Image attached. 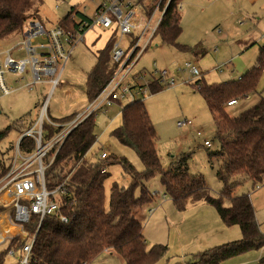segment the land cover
I'll return each mask as SVG.
<instances>
[{"label":"trees","instance_id":"16d2710c","mask_svg":"<svg viewBox=\"0 0 264 264\" xmlns=\"http://www.w3.org/2000/svg\"><path fill=\"white\" fill-rule=\"evenodd\" d=\"M33 2L41 3L42 0H0V41L21 31L24 22L30 16H36V13L30 12ZM180 2L172 0L168 5L156 36L179 51L192 50L195 53L196 46L178 42L182 33L178 8ZM75 15H78V19L85 16L76 7H71L58 24L67 32L75 33L80 23ZM204 53L202 50L200 55ZM96 58L85 81L88 101L104 87L116 68L108 43L96 52ZM263 70L264 45L259 47L254 64L237 79L207 83L200 77L193 82L211 113L215 125L214 135L219 142L218 151L207 152L209 158L218 155L222 160L215 172L223 184L217 196L209 193L202 174L188 173L190 151L180 153L168 168L162 167L156 149V130L142 99L126 102L120 110V123L110 131V136L137 154L143 165L142 170H137L124 156L109 154L100 158L96 150L88 154L95 142V118L90 115L83 120L67 135L46 171L49 186L65 178L68 180L73 200L62 207L67 221H61L57 215L43 218L34 238L28 264H89L109 249L118 254L124 264H153L165 254L167 246L154 244L147 248L142 224L134 217V213L149 206L157 195V192L153 193L146 186L155 176H158L163 187V195L170 198L178 211L185 210L189 202L205 201L216 209L226 226L238 225L240 229L239 239L208 247L195 254L186 264H222L234 256L264 249V232L256 218L249 193L233 194L246 181H250L253 187L264 184V96L235 115L228 112L227 105L230 100L238 101L257 93ZM149 87L150 92L155 93L165 86L155 80ZM74 115L61 120H68ZM12 126L19 132L24 128L21 119H16ZM10 129L11 125L0 130V140ZM45 129L53 131L47 126ZM22 145L23 148H31L33 142L25 138V141H21ZM7 153V150L0 152V178L7 171ZM113 164L120 165L130 181L126 186L112 182L107 197L104 182L109 175L108 167ZM224 201L228 205H224ZM38 222V217L32 215L26 227L34 230ZM11 243L0 252V260L7 255ZM256 264H264V252Z\"/></svg>","mask_w":264,"mask_h":264},{"label":"rangeland","instance_id":"374dc122","mask_svg":"<svg viewBox=\"0 0 264 264\" xmlns=\"http://www.w3.org/2000/svg\"><path fill=\"white\" fill-rule=\"evenodd\" d=\"M221 1L223 0L215 2L181 0L180 2L182 33L178 42L189 46L193 41L197 43V39L202 38L198 43L205 51L203 55L195 57L189 51H179L157 37L146 50L141 52L127 75V80H131L132 75L145 72L144 80H147L156 75L157 69L169 67L174 70L168 77V79L174 77L173 85L165 86L155 93L148 90L144 95L140 94L137 97L143 100L155 127L156 149L162 167L168 168L180 153L190 151L191 156L187 160L188 173L202 174L209 193L213 196H217L223 187L222 182L215 175L222 160L218 155L209 158L207 154L208 151L219 150V142L214 135V121L203 97L193 85L196 78H192L187 70H176L175 64L184 68V62L193 61L202 71L200 77L207 83L237 78L253 64L255 55L252 50H244L240 46L242 36L251 33L254 29L249 19L240 17L239 20L229 19L226 22L219 20L220 24L215 29L206 28L208 22L205 20L218 10ZM100 2L102 0H42L41 3L33 2L30 12L38 14L45 20L46 26H55L71 7L91 14L96 4ZM75 19H78V15H75ZM91 32L97 33V30L92 28ZM91 36L92 33L85 34L84 39L75 45L62 71L60 85L51 94L49 78L43 77V81L35 84L31 90L25 87L19 88L0 97V130L11 125L9 133L0 140V152L5 150L9 152V148L15 145L20 133L33 125L45 100L46 115L54 121H60L73 113L77 114L87 105L86 76L97 60L95 50L102 44L104 34H101L94 46L89 44ZM9 39L10 37L3 39L0 44ZM115 39L125 49L129 36L118 34ZM105 44L106 42L104 47ZM189 79L191 82H186ZM257 88L264 96V72L260 76ZM254 100L255 98L238 100L235 105L228 107V112L232 115L238 114L251 106ZM127 101L122 99L115 102L106 112L98 113L94 117V134L99 138L93 146V153L95 150L99 152L102 147L108 154L124 156L137 170H142L143 165L137 154L110 136V131L120 123V110ZM16 119H21L24 125L21 132L12 126ZM182 121H190V123L180 125ZM204 140H208L210 146H205ZM108 172L109 175L104 182L107 197L112 182L126 186L130 181V177L123 173L118 164L110 165ZM146 186L153 193L157 191V195L153 202L145 207L146 209L136 210L134 217L142 224L147 248L154 244L167 246L165 254L153 264H186L195 254L208 247L241 237L238 225L226 226L216 209L205 201L189 202L185 210L178 211L170 198L163 195V187L158 176L151 178ZM242 193H249L256 209V218L264 232V184L253 187L250 181L243 182L233 194ZM224 205H228V202L224 201ZM147 208L152 210L147 211ZM260 254L261 249L251 250L226 259L222 264H256ZM10 263L11 259H6L2 264ZM89 264H124V261L118 254L104 253Z\"/></svg>","mask_w":264,"mask_h":264},{"label":"built area","instance_id":"2783aa9c","mask_svg":"<svg viewBox=\"0 0 264 264\" xmlns=\"http://www.w3.org/2000/svg\"><path fill=\"white\" fill-rule=\"evenodd\" d=\"M171 1L102 0L96 4L91 15L83 13L85 16L78 19L79 27L73 34L59 24L46 26L45 21L40 18H28L21 31L0 44V97L19 88L31 90L35 84L43 81V77L49 78L51 94L60 85L62 71L75 45L84 39L88 30L100 28L129 36L125 49L115 40L112 41L111 58L116 68L104 87L88 101L82 111L68 120L54 121L46 115L45 100L33 125L21 132L15 145H11L9 152L7 151V171L0 178V202L9 205L13 223L28 235L19 247V254L13 248L8 251L9 255L16 256L17 264L29 263L37 229L45 216L57 215L61 221H67L62 207L73 200L68 180L65 178L49 186L46 177V171L67 135L88 116L95 117L98 113L106 112L115 102L122 99L130 101L137 99L140 94L144 95L150 90L149 84L152 81L157 80L164 86L174 84V77L168 79L170 72H174L169 67L157 69V76H151L147 80H144L145 72L134 74L131 80H127V75L141 52L156 39V30ZM178 8L180 9V3ZM183 67L176 65L175 69L187 70L191 77L196 79L202 75L201 70L192 61L184 62ZM191 79L186 82H191ZM235 103L236 100L233 99L228 101L227 105ZM187 123L190 121H182L179 124ZM45 126L53 131L45 129ZM25 138L32 140L31 148H23V145L21 147V141H25ZM98 138L95 135V142L88 154L93 152ZM203 144L210 146L208 140H204ZM99 150H96L98 157L105 158L109 155L105 149ZM32 215L39 219L34 230L26 227Z\"/></svg>","mask_w":264,"mask_h":264},{"label":"crops","instance_id":"0c3cea01","mask_svg":"<svg viewBox=\"0 0 264 264\" xmlns=\"http://www.w3.org/2000/svg\"><path fill=\"white\" fill-rule=\"evenodd\" d=\"M208 1L215 2L216 0H208ZM94 8H93V11H94ZM77 10L81 13H84V12L80 11L79 9H77ZM84 14L85 15H91V14H87V13H84ZM35 17L42 19L38 14ZM240 17L243 19L244 18L249 19L250 23L254 26V29L252 30L251 33L248 32V34L246 33L245 35L242 36L240 46H241V48H244V50L245 49L252 50L253 54L255 55V59H256L259 47L264 45V0H223V1H221V4H220L218 10L214 11L213 14H211V16L205 20V22L206 21L208 22L206 28L215 29L220 24L219 20H221V21L224 20L226 22L229 19H231V20L238 19L239 20ZM95 29L97 30V33L91 32V29H90L85 34L86 35L91 34V33L93 34V36H91L89 38V44L93 45V46L97 43V40L100 38L101 34H104L102 44H100L97 47V49L95 50L96 52L100 51V50H102V48H104L105 42H106V44L108 43V46L110 47L112 41L113 40L116 41L115 38H116V35H118L117 33H115V32L112 33V31H110V30H105V29H100V28H95ZM200 37H202V36H200ZM200 39H202V38L197 39V41H196L197 43H195L193 41L192 44L190 43V45H189L190 47H194V46L197 47L194 49L197 53L196 52L194 53V51H192V50L189 51V52L193 53L195 57L199 56L200 52L202 50L204 51L203 48L199 47L198 42L202 41ZM254 62H255V60H254ZM254 62H253V64H254ZM253 64L248 66L245 70H247ZM176 65L177 64H175V66ZM245 70L243 71V73L245 72ZM263 72H264V70H263ZM243 73H241V75ZM241 75H239V76H241ZM237 78H232V79H237ZM229 80H231V79H229ZM260 96H263V95H262L261 91H259L257 88V93L250 94V95L246 96L245 99L255 98V100L253 101V103H255L259 99ZM236 103H237V101H236ZM235 104H233V105H235ZM233 105H230V106H233ZM198 202H202V201H197V203ZM194 203H196V202H194ZM187 207H188V205L186 206V208ZM27 238H28V235L26 233H23L19 229V227L13 223V221H12V210L10 209L9 205H6V204H3L0 202V252H2L6 247H8L10 245L11 241L14 240V242L11 243L10 249H12V248L15 249L16 253L19 254L20 250H19L18 246L20 244H22L24 242V240H26ZM239 238H237V239H239ZM232 240H236V239H232ZM228 241H231V240H228ZM263 252H264V249L262 248L260 256L263 254ZM104 253H115V252L111 249L106 250L103 253H101L100 255H98L94 260L98 259ZM6 259L7 260L11 259L10 264L17 263L16 256H11L7 253V255L0 260V264L4 263L6 261Z\"/></svg>","mask_w":264,"mask_h":264}]
</instances>
